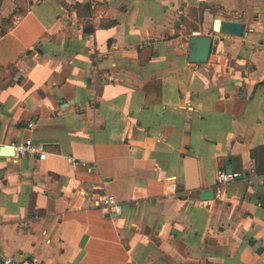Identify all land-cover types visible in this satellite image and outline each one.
Segmentation results:
<instances>
[{"label":"crops","instance_id":"0c3cea01","mask_svg":"<svg viewBox=\"0 0 264 264\" xmlns=\"http://www.w3.org/2000/svg\"><path fill=\"white\" fill-rule=\"evenodd\" d=\"M27 137L43 159L2 152ZM3 254L264 264V0H0Z\"/></svg>","mask_w":264,"mask_h":264},{"label":"built area","instance_id":"2783aa9c","mask_svg":"<svg viewBox=\"0 0 264 264\" xmlns=\"http://www.w3.org/2000/svg\"><path fill=\"white\" fill-rule=\"evenodd\" d=\"M195 32H192L194 34ZM13 148L15 158L22 155H30L43 159L46 155L45 143L38 140H33L30 137L25 138L24 140L18 143L10 144ZM74 161L73 158H70ZM239 172L225 170L222 168H217L215 171V184L219 187L228 182H232L240 177ZM97 204L107 212H113L117 215H121L123 212L122 204L116 199L113 194L104 193L102 194ZM0 264H38L34 258L28 257H16L12 254H3L0 256Z\"/></svg>","mask_w":264,"mask_h":264},{"label":"water","instance_id":"95a60500","mask_svg":"<svg viewBox=\"0 0 264 264\" xmlns=\"http://www.w3.org/2000/svg\"><path fill=\"white\" fill-rule=\"evenodd\" d=\"M212 28L214 31L225 29L227 32L235 35H241L243 32V24L237 21H222L220 18L213 20ZM212 37L210 35L191 34L188 39V58L191 62H206L210 53ZM13 151L12 146H2V152ZM202 198H212L213 190L203 192Z\"/></svg>","mask_w":264,"mask_h":264}]
</instances>
